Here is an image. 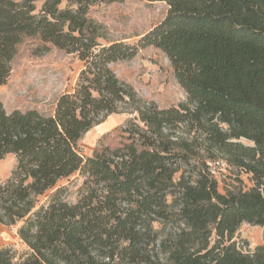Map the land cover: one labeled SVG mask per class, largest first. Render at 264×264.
<instances>
[{
    "label": "trees",
    "instance_id": "obj_1",
    "mask_svg": "<svg viewBox=\"0 0 264 264\" xmlns=\"http://www.w3.org/2000/svg\"><path fill=\"white\" fill-rule=\"evenodd\" d=\"M124 1L0 0V87L25 37L84 63L49 114L8 113L0 98V161L17 160L0 181V224H21L30 251L15 262L0 249V264H264V244L245 252L235 241L243 224L264 229V0H147L169 8L159 25L137 45H101L90 7ZM148 47L170 60L187 103L144 102L110 69ZM129 109L138 116L123 133L156 157L134 161L127 184L87 177L78 200L65 201L59 183L88 174L81 140ZM220 156L251 174L255 187L222 194L210 167ZM180 162L188 169L176 180Z\"/></svg>",
    "mask_w": 264,
    "mask_h": 264
},
{
    "label": "rangeland",
    "instance_id": "obj_2",
    "mask_svg": "<svg viewBox=\"0 0 264 264\" xmlns=\"http://www.w3.org/2000/svg\"><path fill=\"white\" fill-rule=\"evenodd\" d=\"M168 10L166 3L147 0L102 2L90 7L88 17L101 45L119 42L137 45L144 35L166 18ZM109 67L121 82L134 89L142 101L154 103L160 109L178 107L188 101V95L179 85L170 60L154 47L140 49L133 59L118 61ZM83 68L84 63L76 54H68L45 43L39 36L25 37L17 47L11 75L7 83L0 87V98L8 113L38 110L49 114L59 97L76 87ZM130 112L131 109L108 116L81 140L79 150L84 157L88 174L84 176L79 172L59 183L57 188L66 189L62 194L65 201L75 203L78 200L87 177L99 180L108 175L117 183L127 184L131 180L134 161L156 157L152 150L127 140L122 129L138 116L137 113ZM240 142L252 145L245 139ZM216 160L224 161L221 156ZM190 163L193 164L194 160ZM180 165L181 171L176 174V180L182 171L188 169L186 163L180 162ZM16 166L17 160L13 155L1 160L0 181L10 178ZM214 172L222 194L239 189L249 191L255 187L251 174L229 166L226 162L224 168ZM57 188L41 197L38 205L47 204ZM20 226L21 224L13 227L0 224V249L11 250L15 262L30 253L18 235ZM155 227L159 230L164 228L160 224H155ZM170 231H173L172 227H168L161 238ZM263 235V228L243 224L235 241L243 251H254L264 244Z\"/></svg>",
    "mask_w": 264,
    "mask_h": 264
},
{
    "label": "built area",
    "instance_id": "obj_3",
    "mask_svg": "<svg viewBox=\"0 0 264 264\" xmlns=\"http://www.w3.org/2000/svg\"><path fill=\"white\" fill-rule=\"evenodd\" d=\"M212 173L214 174L215 170H219L225 167V162L224 161H216L213 164H210Z\"/></svg>",
    "mask_w": 264,
    "mask_h": 264
}]
</instances>
